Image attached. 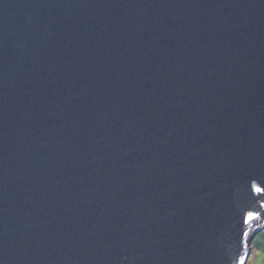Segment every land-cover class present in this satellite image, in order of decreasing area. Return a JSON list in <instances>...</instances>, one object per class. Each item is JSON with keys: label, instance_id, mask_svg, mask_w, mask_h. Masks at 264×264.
<instances>
[{"label": "water", "instance_id": "95a60500", "mask_svg": "<svg viewBox=\"0 0 264 264\" xmlns=\"http://www.w3.org/2000/svg\"><path fill=\"white\" fill-rule=\"evenodd\" d=\"M256 187L264 0H0V264H246Z\"/></svg>", "mask_w": 264, "mask_h": 264}, {"label": "rangeland", "instance_id": "374dc122", "mask_svg": "<svg viewBox=\"0 0 264 264\" xmlns=\"http://www.w3.org/2000/svg\"><path fill=\"white\" fill-rule=\"evenodd\" d=\"M250 240H251V238H250ZM250 240H249V244H248V248H250V254H249V257L247 259L246 264H261L260 262L264 261L263 251H260L258 253V250L256 249V241L253 242V240H252L251 244H250Z\"/></svg>", "mask_w": 264, "mask_h": 264}, {"label": "crops", "instance_id": "0c3cea01", "mask_svg": "<svg viewBox=\"0 0 264 264\" xmlns=\"http://www.w3.org/2000/svg\"><path fill=\"white\" fill-rule=\"evenodd\" d=\"M256 241V249L258 250V253L260 251H263L264 254V228H261L258 230L254 235L252 236L251 241ZM251 244V243H250ZM250 254V253H249ZM252 254V253H251ZM261 264H264V261L260 262Z\"/></svg>", "mask_w": 264, "mask_h": 264}, {"label": "snow or ice", "instance_id": "6c2138e0", "mask_svg": "<svg viewBox=\"0 0 264 264\" xmlns=\"http://www.w3.org/2000/svg\"><path fill=\"white\" fill-rule=\"evenodd\" d=\"M255 191H256V192H264V188L256 187V188H255Z\"/></svg>", "mask_w": 264, "mask_h": 264}, {"label": "trees", "instance_id": "16d2710c", "mask_svg": "<svg viewBox=\"0 0 264 264\" xmlns=\"http://www.w3.org/2000/svg\"><path fill=\"white\" fill-rule=\"evenodd\" d=\"M262 221L264 222V219L263 220L261 219V221H259V222H262Z\"/></svg>", "mask_w": 264, "mask_h": 264}, {"label": "clouds", "instance_id": "9594fccd", "mask_svg": "<svg viewBox=\"0 0 264 264\" xmlns=\"http://www.w3.org/2000/svg\"><path fill=\"white\" fill-rule=\"evenodd\" d=\"M246 263H247V261H246Z\"/></svg>", "mask_w": 264, "mask_h": 264}]
</instances>
